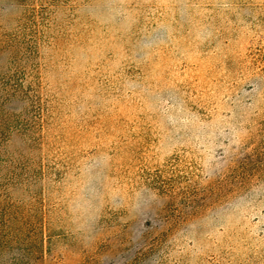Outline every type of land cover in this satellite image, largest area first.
Instances as JSON below:
<instances>
[{
  "label": "rangeland",
  "instance_id": "rangeland-1",
  "mask_svg": "<svg viewBox=\"0 0 264 264\" xmlns=\"http://www.w3.org/2000/svg\"><path fill=\"white\" fill-rule=\"evenodd\" d=\"M0 116V264H264V0H0Z\"/></svg>",
  "mask_w": 264,
  "mask_h": 264
},
{
  "label": "trees",
  "instance_id": "trees-1",
  "mask_svg": "<svg viewBox=\"0 0 264 264\" xmlns=\"http://www.w3.org/2000/svg\"><path fill=\"white\" fill-rule=\"evenodd\" d=\"M3 42H5V41H3ZM4 45L3 46H5V43H3ZM10 47V46H9ZM11 48V47H10ZM2 51H3V53L5 54L7 51H6V49H2ZM1 51V52H2ZM22 52H24V50L22 51V50H19V52L18 53H16V54H14V57H15V55H16V58H18L19 56V54H21ZM32 47L30 46V47H28L27 48V51H26V53H25V56H26V62H28V64H30V61H31V57H32ZM18 56V57H17ZM6 72H8V74L10 73V70L9 69H6ZM10 80V79H9ZM19 88V87H18ZM14 98V97H13ZM7 103L9 104V102L7 101ZM0 118H1V116H0ZM2 120L0 119V128H1V126H3L2 125ZM10 138L12 139V137H10V136H6L4 133H2L1 131H0V156L1 155H3V151H4V144L6 145L8 142H9V140H10ZM8 141V142H7ZM7 142V143H6ZM1 165H2V162H1V160H0V181L2 180V177H1V173H2V170H1ZM2 185H3V182L2 183H0V192L2 191V189H3V187H2ZM13 225V224H12ZM12 229L11 228H9L8 230H6V232H8V231H11ZM13 233V232H12ZM15 239H17V237H15Z\"/></svg>",
  "mask_w": 264,
  "mask_h": 264
}]
</instances>
